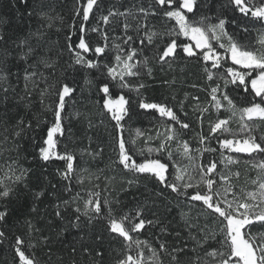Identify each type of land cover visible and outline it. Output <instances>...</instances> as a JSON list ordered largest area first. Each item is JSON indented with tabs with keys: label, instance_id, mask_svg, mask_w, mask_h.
I'll use <instances>...</instances> for the list:
<instances>
[{
	"label": "trees",
	"instance_id": "obj_1",
	"mask_svg": "<svg viewBox=\"0 0 264 264\" xmlns=\"http://www.w3.org/2000/svg\"><path fill=\"white\" fill-rule=\"evenodd\" d=\"M81 2L86 3V0ZM151 2L152 0H98L99 8L85 22L88 29L86 36L93 46H103L105 41L102 34L107 32L108 47L100 57L94 56L91 51L84 55L89 59H99L102 65L115 64L117 49L113 44H121L120 38L124 35L123 18L110 17V23L104 25L100 17L107 15L111 8L119 11L133 5L147 8ZM76 7L77 0H27L26 3L24 0H0V73L7 74V80H0V181L11 187L10 195L0 198V212H6L5 217L0 220V232L4 233L0 237V264H20L14 247L17 237L24 241L21 250L35 264H117L127 255L134 256L133 250L127 248L128 242L119 234L109 231L105 201L111 205L117 218L126 213L134 216L140 209L143 219L153 221L151 225L146 224L139 233L134 234V239L147 242V245H141V250L150 256L151 264H197V260L199 264H213L205 253L211 248H219L217 240L221 239L220 220L209 217L199 202H190L179 196L151 175L134 174L125 169L118 162L117 137L123 135L129 154L139 163L145 158H139L135 153L137 147L131 143L133 130H140V138L135 143H140L148 136L159 147L171 125L175 128L176 137L172 141L178 145L174 147L169 142L168 150L161 152L162 157H157L169 165L168 182L174 180L171 174L173 161L176 166L186 168L189 173L194 164H190L187 158L191 152L201 150L200 153L193 154L197 156L196 171L199 173L200 165L215 161L217 168L210 178L215 181L216 189L222 169V153L224 156L232 155L233 159L241 162L251 156L248 153H230L221 149L215 138L218 133L212 134L201 143V136H209L210 121L230 118L228 127L233 133H238L241 125L246 124L249 131L243 136L221 135L220 139L242 140L250 135L256 143H261L264 147V120L253 118L239 124L238 117L233 115V112L236 114L237 111L262 101L251 90L249 77H245L247 91L233 84L224 87L223 77L228 67H235L239 71L248 70L233 65L225 50L216 46L217 51L226 56V60H221L218 70L211 67V61H203L202 55L199 58L187 57L182 48L177 49L174 57L167 58L166 63L161 62L157 58L158 46L169 38H158L152 45L145 42L143 51L131 63L143 61L147 57L146 65L141 63L133 69L139 72L138 76L125 77L133 87L121 89L118 81L109 85L113 99L122 94L129 102L128 114L121 121V131L117 129L111 113L103 107L106 97L99 89L100 85L107 82L106 76L101 75L106 69L102 66L100 69L87 70L73 65L67 37L73 31L70 25L75 18ZM201 17L211 24L225 19L228 36L247 50H255L256 44H259L264 21L257 20L250 14L246 16L240 13L230 0H198L194 15L188 14V18L199 20ZM129 21L135 26V21L131 18ZM174 23L162 15L151 16L148 20L149 27L154 26L157 32L169 30ZM96 26L100 31L91 32L90 29ZM127 34L134 35L132 30ZM76 38V35H72L73 42ZM177 43H189V40L180 35ZM137 45L138 41L133 46ZM29 48L32 52L25 56ZM42 59L52 67L45 68L40 63ZM206 68L213 73L211 80ZM26 70L42 72L50 84L66 82L75 89L71 98H66L62 112V133L54 136L55 153H69L74 157V171L70 180L61 175L66 169V161L59 159L58 155H53L48 161L40 156L39 149L45 146L43 141L47 137V129L54 122L53 113L47 108L52 103V98L46 96L43 103L41 102L39 89L45 85L39 78L36 89L29 83L28 90H25ZM255 75L253 73L252 78ZM140 83L145 87L138 93L135 85ZM217 84L233 100L234 109L228 110L226 101L223 102L225 106L219 110L212 107L210 92ZM140 100L172 108L189 127L180 128L170 118L160 116L155 109H141ZM203 109L208 111L203 112L201 125L199 117ZM20 121L23 123H19ZM17 131L21 132L19 136L15 134ZM183 141L189 144L187 154L181 152L180 144ZM169 152L172 154L171 159ZM256 155L260 162L264 161V154ZM13 161L17 168L26 170L24 178L19 182H13L11 173L8 172L7 165ZM253 171L255 172L252 173ZM15 174L20 173L16 171ZM242 176L250 183L264 180V172L259 168L250 172L244 170ZM200 189L204 190L203 184ZM96 193L99 194L102 212L99 217L89 221L88 217L82 215L84 201L90 198L96 200ZM64 201L69 203L65 205ZM77 207L81 209L80 213L76 212ZM78 215L80 220L77 225ZM186 222L194 225L191 231ZM162 228L166 231L162 232ZM213 233L217 234L215 240L210 238ZM205 236L209 239L201 246L198 241H203ZM160 243L166 245L167 252H159ZM149 246L157 249L156 256H153ZM174 248L183 251L173 253ZM173 254L177 256V261L171 259Z\"/></svg>",
	"mask_w": 264,
	"mask_h": 264
},
{
	"label": "snow or ice",
	"instance_id": "obj_2",
	"mask_svg": "<svg viewBox=\"0 0 264 264\" xmlns=\"http://www.w3.org/2000/svg\"><path fill=\"white\" fill-rule=\"evenodd\" d=\"M26 3L27 0H24ZM198 0H152L147 8L141 6L136 7L133 5L131 8H125L123 11H119L116 8H111L108 10L107 15H102L100 20L104 25L110 23V17H122L123 18V33L124 35L120 38L121 44H113V47L117 49V54L115 56V64L104 63L101 64L99 59H89L84 53L93 52L94 56L100 57L105 54V50L108 47V34L104 32L103 39L105 41L104 45L96 44L93 46L90 39L87 38L85 22L90 20V15L95 13V10L99 8L98 0H86V3H82L81 0H77V7L74 13L73 23L70 25L72 28V34L67 37L68 40V50L72 53L73 65H79L87 70L100 69L102 66L106 69L105 73H101L102 76H106L107 82L100 85V91L106 97L103 101V107L106 108L111 113L112 120L115 121L117 129L123 130V125L121 121L128 114V100L125 99L124 95H119L116 99H113L110 95L109 85L113 81H118V86L123 88L131 89L133 86L130 85L126 80V76H138L139 72L133 71L137 68L138 64L147 63V57L143 61H136V63H131L135 60L139 52L143 51L145 42L148 45L156 43V40L162 39L167 36L169 39L165 41L164 44L158 46L157 58L161 62H167V58L174 57L176 55L177 49L182 48V51L187 54V57L199 58L201 55L203 61H211V67L214 69H219L221 60H226V56L222 55L214 43L218 45L220 49H224L225 53L230 54L231 61L233 65H239L243 69L248 71H239L235 67H228L226 73L224 74V87L226 88L228 84H233L237 88L243 87L245 91L248 90V84L245 77H249L251 90L256 96L261 97V103H253L250 107L241 109V120L247 117L248 120L253 118H260L264 120V36L261 37L259 44L260 49L258 50H247L243 46L239 45L233 41L231 36H228L225 31V19H219L217 24H206V18L201 17L199 20H189L188 14L194 15V9L196 7ZM231 4L238 9V11L244 15L250 14L251 17L257 20L264 21V3H261L258 7H249L246 0H230ZM41 15H46L41 13ZM162 15L168 21H174L172 28L165 32H157L153 27H149L148 20L151 16ZM76 18H79L77 20ZM135 21V26L129 21ZM235 21H233L234 23ZM129 30H132L134 35H128ZM91 32H99L100 28L98 26L92 27ZM245 31H247L245 29ZM143 33V35H140ZM78 34V35H77ZM72 35H76V41H72ZM180 35L189 37L192 43H182L178 44L177 40ZM227 36V45L221 43L223 37ZM2 39V37H0ZM138 41L137 46L136 45ZM32 52V49H28L27 56ZM40 63L44 65L45 68H51L52 65L46 60H41ZM72 65H70L71 67ZM205 71L208 73V78L211 80L213 73L210 69L206 68ZM256 73L255 77L252 78V74ZM151 70L149 69V75ZM230 77V79H229ZM37 78L42 81L45 85L44 88L39 89L41 102L46 96L52 98V103L47 105V108L52 111L54 116V122L52 126L47 129V137L43 141L44 147L39 149L40 156L43 160L48 161L53 155H58L55 153L56 142L54 136L57 133H62V112L65 108L66 98H71L72 94L75 92L74 87L70 86L69 83H49L48 78L42 73L37 71L28 72L25 71L24 81L25 90H28L29 83L32 84L33 89L38 87ZM0 80H7V74L0 73ZM143 83L135 85V90L139 93V90L144 88ZM7 91V89H4ZM217 93H220L218 96ZM31 94L30 92L28 93ZM211 101L212 107L219 110L224 107V101L227 102L228 110L234 109L235 104L233 100L228 96L226 91H221L220 85L217 84L216 87L211 88ZM139 107L141 109H155L159 112L160 116L168 117L172 122L179 125L180 128L186 129L189 124L182 122L172 108L157 103H147L144 100L139 101ZM208 111V109H203L200 112V122L203 124V112ZM233 115L235 113L233 112ZM230 122L229 119H217L215 122H209V136H201V143L209 139L212 134L218 133L215 137L220 145L221 149H226L228 152L232 153H259L264 154V147L261 143H256L255 139L250 135L248 138L244 139H220L221 135L225 136H243L248 132V126L242 124L238 133H233L228 127ZM19 123H23L20 121ZM30 127V124L28 125ZM17 136L21 134L20 131L15 133ZM140 133L138 132L137 135ZM175 137V128L169 125L168 129L164 134V139L161 141L158 148H147L146 151L150 155L153 152H164L168 150V144ZM118 162L127 170L133 172L134 174H148L155 178L160 184L164 185L165 188L171 189L172 192L177 193L179 196L185 197V199L190 202H199L200 207L207 213L209 217H216L220 220L221 227L219 230L220 240H217L219 248H211L205 253L207 258H210L214 264H264V232L252 233L250 231L254 226L264 227V180L258 183V188L256 191H251L246 194V196L238 197L235 192H232L231 187L225 188L222 191L214 188L215 181L210 178L211 174L215 172L217 168V163L215 161H210L207 165L199 166L200 179L196 180L194 176L187 172V169H181L176 166L175 161H173L176 167V174L174 180L168 182V168L167 163L162 162L158 158H145L143 162L137 163L133 156L129 154V150L126 148V141L123 135H118ZM131 143L134 145L135 140ZM184 152L189 151V144L187 141H183ZM264 143V141H262ZM208 151H216V149H206ZM199 151V150H197ZM145 149L140 150V154L143 156ZM171 152H169V158L171 159ZM59 159L66 161V169L61 175L66 180L71 179V174L74 171L72 154L65 153L63 155H58ZM222 159L226 160L228 163L238 162L233 160L232 155L224 156L222 153ZM261 172H264V161H261L256 165ZM8 172L11 173V178L13 182L21 181L26 170L22 168H17L16 162L13 161L11 164L7 165ZM16 171H19V175H16ZM8 175V173H6ZM238 175V174H237ZM220 179L226 181L227 177L221 175ZM129 183H132L129 181ZM257 183V182H253ZM204 185V190L201 191L200 185ZM70 190V189H69ZM190 190H193L190 192ZM11 193V187L0 181V198L8 197ZM228 193H231V198H229ZM97 196L96 200L91 198L84 203V211L82 215L88 217L91 221L95 217H99L102 212L101 201L98 199L99 194H94ZM69 201H64L67 205ZM104 206L107 207V224L109 231L112 233L119 234L127 243V248L131 249L133 245L136 246L139 256L134 258L132 255H127L126 258L121 259L117 264H142L143 251L141 250V245H147L146 241H141L139 239H134V234L139 233L146 224L151 225L153 221L145 220L142 218V210L138 209L135 215L124 214L118 218L115 216L113 208L108 204L107 201L104 202ZM76 212L80 213L81 209L76 208ZM91 213V215H90ZM6 215V212H0V220H2ZM59 215V212L57 213ZM185 214H182V216ZM80 216L76 217V223L78 225ZM189 231L194 227V225L187 223ZM162 232L166 229L162 228ZM203 232V229L200 230ZM4 233L0 232V237H3ZM179 235V233H177ZM216 233L211 235V239H216ZM195 239V237H193ZM208 236H205L203 241H198V244L203 246L207 240ZM24 241L17 237L15 241V253L19 257L20 264H35V261L25 255V252L21 250V246ZM149 250L153 253V256L157 255V249L151 248ZM195 249H193L194 251ZM183 251V249L174 248L173 253H178ZM159 252H167V247L164 243H160ZM99 255V253H97ZM173 261H177L176 255H171ZM199 264V260H197Z\"/></svg>",
	"mask_w": 264,
	"mask_h": 264
},
{
	"label": "rangeland",
	"instance_id": "obj_3",
	"mask_svg": "<svg viewBox=\"0 0 264 264\" xmlns=\"http://www.w3.org/2000/svg\"><path fill=\"white\" fill-rule=\"evenodd\" d=\"M246 2L249 4L248 6L258 7L261 3H264V0H246ZM205 23L206 24H211V23H208L207 21H205ZM215 24H217V23H215ZM262 36H264V28L261 30L260 39H261ZM186 38L189 40V43L194 44V41H191L189 37H186ZM220 42L221 43H225L227 45V36L223 37ZM214 46L218 47V45H216V44H214ZM260 47H261L260 44H256L255 50L260 49ZM228 58L231 61L230 54H228ZM235 115H236V117H238V123L239 124H242V123H244L245 120H248L247 117H245L244 120L240 119L241 111H237ZM138 132L140 133V130H136V129L133 130L132 140L136 141V139L140 138V135H137ZM171 142L173 143L174 147L176 145H178V143H176V142H173V141H171ZM135 145L137 147V148H135V153H136V155L139 158H157V157H162L161 152H153L150 155L147 153L146 149L149 148V147L153 148V149L158 148L157 145L155 143H153V141H150L148 139V136H146V138L143 141H141L140 143H135ZM180 146H181L180 148L182 150L181 152L184 154L185 152H184V149H183V144H180ZM141 149H145V152H144L143 156L140 154V150ZM200 151L201 150H199V151L196 150L195 152H191L190 157L187 158V160H188V162L190 164L191 163L194 164V168L190 169L189 174L194 176L196 180L200 179V175H199L198 171H196V158H197V156L193 155V154H196L197 152L200 153ZM185 154H187V153H185ZM248 156H251V157H247V159H245L246 160L245 162H241L240 160L233 159L234 161H238V162H233V163H228L226 160L222 159V156H221L220 161H221V164H222V169H221V172H220V176L223 175V176L227 177V180L226 181H222L220 179V176H219V180H218V182L216 184V189L217 190H221L222 191L225 188L231 187L232 192H235L238 197L246 196V194L248 192L257 190L258 183L260 181H262V180L255 181L257 183H253L254 181H252L250 183L249 181H247V178H243V176H242L244 170L245 171H249V172L252 171V170H255L256 168H258L256 165H258L260 163L256 153L249 154ZM237 168H238V170H237ZM171 170H172L171 174L173 175L172 178H175L176 167L174 166V164H173V167H172ZM187 172H188V170H187ZM254 172L255 171H253L252 173H254ZM239 173H240V176H239ZM243 181H245V182H243ZM228 196H229V198H231V193H228ZM84 203H85V201H84ZM250 231L252 233L264 232V227L254 226L253 228L250 229ZM131 249L134 252V256L133 257L137 258L139 256V252H138L136 246L134 245L133 248H131ZM149 257L150 256H147V255H145V253H143V256L141 258L142 259V264H151V261L149 260Z\"/></svg>",
	"mask_w": 264,
	"mask_h": 264
}]
</instances>
